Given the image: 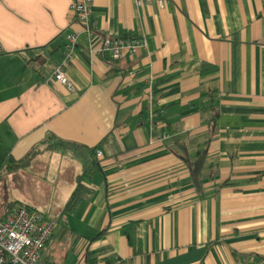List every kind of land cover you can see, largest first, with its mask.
Instances as JSON below:
<instances>
[{"label": "crops", "instance_id": "obj_1", "mask_svg": "<svg viewBox=\"0 0 264 264\" xmlns=\"http://www.w3.org/2000/svg\"><path fill=\"white\" fill-rule=\"evenodd\" d=\"M71 1L0 0V134L12 157L48 136L101 151L70 213L86 154L45 151L14 172L42 198L18 201L60 209L42 259L264 264V0H93L89 34ZM69 32L73 90L51 78ZM116 36L145 45L118 59L91 52Z\"/></svg>", "mask_w": 264, "mask_h": 264}, {"label": "built area", "instance_id": "obj_2", "mask_svg": "<svg viewBox=\"0 0 264 264\" xmlns=\"http://www.w3.org/2000/svg\"><path fill=\"white\" fill-rule=\"evenodd\" d=\"M166 1L135 0L138 6L155 4L159 8H164ZM92 3L93 0H72L70 3L73 16L84 25L88 34L90 28L86 24ZM76 45L77 35L74 32L67 33L64 37L63 56L54 64L51 73L53 81L60 82L69 90H73V85L66 75V69L74 57ZM144 45V39L106 37L101 44L91 48V52H109L114 59H118L126 54L133 55ZM95 155L101 156V151L95 150ZM54 228L55 223L47 220L36 209L24 204H15L0 218V264H48L42 259V249Z\"/></svg>", "mask_w": 264, "mask_h": 264}, {"label": "trees", "instance_id": "obj_3", "mask_svg": "<svg viewBox=\"0 0 264 264\" xmlns=\"http://www.w3.org/2000/svg\"><path fill=\"white\" fill-rule=\"evenodd\" d=\"M156 116H157V111L153 110L152 118L154 120L153 121L154 124H156V119H155ZM54 150H58L63 153H70L71 155L77 158H82L85 156V154L87 155L86 159H80L83 165L82 175L78 177L77 185L73 190V192L71 193L70 198L63 207V210L65 212L70 213L75 209V207L80 202V200L82 199L83 195L86 192L85 185L81 182L80 179L85 174H87L88 171L91 170V166L94 164V158L91 157V155L95 154L96 148H87L86 146H82L74 142L60 140L52 136L50 137L48 136L44 138L39 144L33 146L22 158L14 159L10 153V149L4 144L3 139L0 135V175L4 170L9 172L23 170L31 165L33 159L39 153L45 151H54ZM15 204H24L26 206H29L23 202L11 201L7 203L4 212L0 214V218H2L7 212V210H9ZM108 264H128V263L124 262L121 259H117L114 262H110Z\"/></svg>", "mask_w": 264, "mask_h": 264}, {"label": "rangeland", "instance_id": "obj_4", "mask_svg": "<svg viewBox=\"0 0 264 264\" xmlns=\"http://www.w3.org/2000/svg\"><path fill=\"white\" fill-rule=\"evenodd\" d=\"M1 135V134H0ZM2 137V136H1ZM15 171H3L0 175V214L4 212L7 203L11 201H18L19 199L25 200L28 203H35L39 199H42L39 195V191L36 187H31L26 190V187L22 184V177L16 176ZM15 174V175H14ZM22 202V201H19ZM24 203V202H23ZM26 204V203H25ZM28 205V204H27ZM30 206V205H29ZM59 208V206H58ZM42 216H44L47 220L53 221L56 227V220L59 217V210H56L55 207L52 208V211L49 214L39 210ZM55 236V237H54ZM54 243L59 240L58 235H54Z\"/></svg>", "mask_w": 264, "mask_h": 264}, {"label": "bare ground", "instance_id": "obj_5", "mask_svg": "<svg viewBox=\"0 0 264 264\" xmlns=\"http://www.w3.org/2000/svg\"><path fill=\"white\" fill-rule=\"evenodd\" d=\"M47 242H48V241H47ZM45 245H46V244H45ZM45 245H44V246H45ZM43 248H44V247H43ZM42 250H43V249H42Z\"/></svg>", "mask_w": 264, "mask_h": 264}]
</instances>
